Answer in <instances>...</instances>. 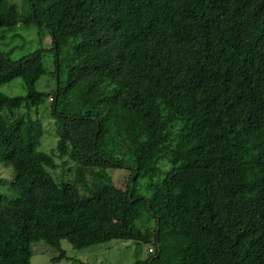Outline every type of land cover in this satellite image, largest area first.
Returning <instances> with one entry per match:
<instances>
[{
  "label": "trees",
  "instance_id": "1",
  "mask_svg": "<svg viewBox=\"0 0 264 264\" xmlns=\"http://www.w3.org/2000/svg\"><path fill=\"white\" fill-rule=\"evenodd\" d=\"M25 4L0 0V28L46 29L54 68L40 91L45 49H0V85L25 88L0 91V163L12 168L0 264H31L36 241L111 239L152 246L133 264H264V0ZM46 99L49 152L36 116ZM56 159L73 163L71 179L53 175ZM125 163L119 186L109 170Z\"/></svg>",
  "mask_w": 264,
  "mask_h": 264
},
{
  "label": "rangeland",
  "instance_id": "2",
  "mask_svg": "<svg viewBox=\"0 0 264 264\" xmlns=\"http://www.w3.org/2000/svg\"><path fill=\"white\" fill-rule=\"evenodd\" d=\"M6 6L15 4L18 11L23 14L27 5L25 0H4ZM51 36L46 29L35 23L25 25L18 21L11 30L0 28V49L12 59H18L37 48L45 49L43 53V64L46 73L37 81V89L49 92L52 85L46 84L51 79L54 68V54L51 51ZM0 91L10 95L18 96L25 94L24 84L21 78L17 77L9 82L0 85ZM51 103L48 99L39 107L36 116L44 123L45 132L41 138L39 149L49 152L55 148L57 136L53 134V127L50 124ZM58 167L53 171L54 176L71 179L73 170L70 171L72 162L63 166L62 161L56 159ZM129 164L116 169H110L109 174L115 184L123 186L128 177ZM12 178V168L0 163V193L10 194L9 180ZM90 181H100L97 176L88 177ZM145 179L139 180V189L144 193L143 185ZM84 190V189H82ZM87 190V189H86ZM139 228L144 229L152 224L148 217H142L136 221ZM149 245L136 243L135 241H125L111 239L107 242L92 244L83 248H74L66 240L61 241L59 250L53 248L43 241H36L31 244L32 255L31 264H133L136 260H141L149 255ZM57 258L58 255H60Z\"/></svg>",
  "mask_w": 264,
  "mask_h": 264
},
{
  "label": "built area",
  "instance_id": "3",
  "mask_svg": "<svg viewBox=\"0 0 264 264\" xmlns=\"http://www.w3.org/2000/svg\"><path fill=\"white\" fill-rule=\"evenodd\" d=\"M148 251H149V252H152V251H153L152 246H149V247H148Z\"/></svg>",
  "mask_w": 264,
  "mask_h": 264
}]
</instances>
